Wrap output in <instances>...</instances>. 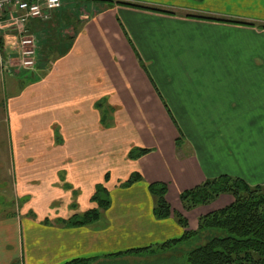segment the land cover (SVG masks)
<instances>
[{
    "label": "crops",
    "instance_id": "0c3cea01",
    "mask_svg": "<svg viewBox=\"0 0 264 264\" xmlns=\"http://www.w3.org/2000/svg\"><path fill=\"white\" fill-rule=\"evenodd\" d=\"M26 33L48 52L21 69L15 132L43 149L17 152L20 202L0 216V264H123L127 250L182 235L153 216V197L145 214L111 213L110 199L97 221L69 225L99 183L110 196L133 173L143 192L164 182L176 210L180 192L220 175L264 185V0H64ZM18 38L2 29L0 52L18 59ZM135 148L151 150L131 158Z\"/></svg>",
    "mask_w": 264,
    "mask_h": 264
},
{
    "label": "trees",
    "instance_id": "16d2710c",
    "mask_svg": "<svg viewBox=\"0 0 264 264\" xmlns=\"http://www.w3.org/2000/svg\"><path fill=\"white\" fill-rule=\"evenodd\" d=\"M40 45L37 50V67L41 62L39 55L48 52L42 43ZM175 142L178 144V139ZM150 150L135 148L129 155L134 158ZM108 177L106 174L105 180ZM141 179L140 174L133 173L120 186H130ZM148 191L154 199L153 216L158 220L175 218L183 233L179 238L160 244L127 250L123 252V258L133 260L141 257L143 264L169 262L178 258H182L184 264H264V185L251 186L240 178L220 175L180 192L179 210L174 209L167 199L166 183L150 182ZM221 195H229L231 202L199 215L196 227L189 226L184 213L206 206ZM90 201L95 206L80 215H73L67 221L69 225L93 223L109 207V191L103 183L95 186ZM189 243L193 246L187 250L184 244ZM86 262L87 260L77 259L67 264Z\"/></svg>",
    "mask_w": 264,
    "mask_h": 264
},
{
    "label": "rangeland",
    "instance_id": "374dc122",
    "mask_svg": "<svg viewBox=\"0 0 264 264\" xmlns=\"http://www.w3.org/2000/svg\"><path fill=\"white\" fill-rule=\"evenodd\" d=\"M72 32V29H69ZM6 49V48H5ZM5 52H0V69L1 65H12L14 69L20 64L21 57L18 59L6 57ZM1 71V70H0ZM17 71V70H16ZM26 81L25 74L23 73H6L0 76V216L16 214L17 204L20 199L13 194L14 183V167H16V157L19 150L32 151L35 149H43L36 143H31L29 139L24 138L23 141H18L16 137V128L22 127L23 123V110L22 107L17 111L13 110L14 95L22 89ZM19 125V126H18ZM54 129V127H53ZM27 137V136H26ZM54 138V137H52ZM54 144L55 142H51ZM46 144L47 147H52V144ZM50 144V145H49ZM21 147V149H19ZM151 194L140 187L130 188L123 186L121 189H115L111 192L110 199L113 202L111 213L115 214H145L149 212ZM153 204V202H152ZM214 205V204H213ZM213 205L208 207H198L193 212L184 213L185 217L189 220V226L196 227L197 217L205 214L207 210L213 208ZM187 250L192 248V243L184 244ZM28 249V247H27ZM134 261V262H132ZM123 260V264H141L142 262L135 260ZM116 263L118 261H112ZM184 264L182 258H178L169 262H155L150 264ZM16 264H20V260H16Z\"/></svg>",
    "mask_w": 264,
    "mask_h": 264
},
{
    "label": "built area",
    "instance_id": "2783aa9c",
    "mask_svg": "<svg viewBox=\"0 0 264 264\" xmlns=\"http://www.w3.org/2000/svg\"><path fill=\"white\" fill-rule=\"evenodd\" d=\"M62 5L63 0H0V30L13 28L20 33L16 48L22 67L35 65L37 51L36 37L25 33L26 23L34 19L47 21Z\"/></svg>",
    "mask_w": 264,
    "mask_h": 264
}]
</instances>
